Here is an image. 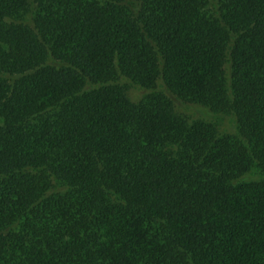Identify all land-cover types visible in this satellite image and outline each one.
Masks as SVG:
<instances>
[{"label": "trees", "instance_id": "16d2710c", "mask_svg": "<svg viewBox=\"0 0 264 264\" xmlns=\"http://www.w3.org/2000/svg\"><path fill=\"white\" fill-rule=\"evenodd\" d=\"M0 264H264V0H0Z\"/></svg>", "mask_w": 264, "mask_h": 264}, {"label": "rangeland", "instance_id": "374dc122", "mask_svg": "<svg viewBox=\"0 0 264 264\" xmlns=\"http://www.w3.org/2000/svg\"><path fill=\"white\" fill-rule=\"evenodd\" d=\"M131 95L136 96V91L134 89L131 90ZM182 108L183 112L188 116H201L198 111H203L201 107L195 105L185 104L182 106ZM205 118L207 120L216 122L219 125L221 131L229 129L231 127V124H233L232 120L226 116H214L212 114H208V116H206Z\"/></svg>", "mask_w": 264, "mask_h": 264}]
</instances>
